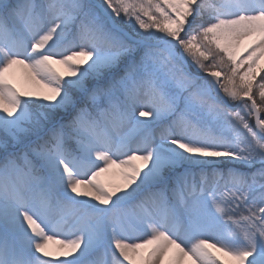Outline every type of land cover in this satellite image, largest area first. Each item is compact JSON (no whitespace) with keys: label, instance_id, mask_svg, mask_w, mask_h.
<instances>
[{"label":"snow or ice","instance_id":"1","mask_svg":"<svg viewBox=\"0 0 264 264\" xmlns=\"http://www.w3.org/2000/svg\"><path fill=\"white\" fill-rule=\"evenodd\" d=\"M262 61L264 0H0V264H264Z\"/></svg>","mask_w":264,"mask_h":264},{"label":"rangeland","instance_id":"2","mask_svg":"<svg viewBox=\"0 0 264 264\" xmlns=\"http://www.w3.org/2000/svg\"><path fill=\"white\" fill-rule=\"evenodd\" d=\"M262 63H264V61H262ZM58 67V70H60L61 72H63V69L60 68L59 66ZM21 87H24L23 84H21ZM29 88H39L38 85H30L28 86ZM137 119H150V118H144V117H139L138 115V111H137ZM251 123H253V126H254V121H250ZM137 164H139V161L135 162ZM242 171H246V169H241ZM119 170L117 169H112L109 171V173H105L103 174L99 179L102 183L104 184H111V185H120L122 183V180H121V177L119 176ZM51 250H55L58 246L55 245V244H52L49 246ZM94 257L98 258L99 257V254H94ZM108 259L110 260L111 257L109 256Z\"/></svg>","mask_w":264,"mask_h":264},{"label":"trees","instance_id":"3","mask_svg":"<svg viewBox=\"0 0 264 264\" xmlns=\"http://www.w3.org/2000/svg\"><path fill=\"white\" fill-rule=\"evenodd\" d=\"M241 71H243V69ZM262 75H264V74H262ZM258 79H259V77H258ZM262 115H264V113H262Z\"/></svg>","mask_w":264,"mask_h":264}]
</instances>
